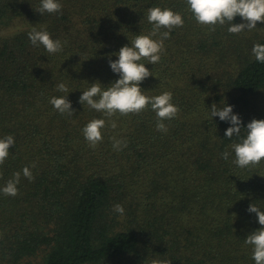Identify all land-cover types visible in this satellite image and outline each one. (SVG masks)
<instances>
[{
	"label": "trees",
	"instance_id": "trees-1",
	"mask_svg": "<svg viewBox=\"0 0 264 264\" xmlns=\"http://www.w3.org/2000/svg\"><path fill=\"white\" fill-rule=\"evenodd\" d=\"M40 3L0 0V138L15 140L0 165V189L36 165L33 181L21 174L17 196L0 192V264H255L245 238L261 226L247 209L264 210V161L233 164L231 145L246 130L226 138L231 125L209 109L232 106L242 128L264 119V63L251 52L264 44V23L240 34L228 23L209 31L186 0H60L61 13L42 16ZM150 7L181 13L184 25L164 41L159 63L141 61L153 77L140 87L147 96L171 91L180 113L165 121L167 133L156 130L150 106L117 113V127L109 123L92 149L82 129L103 117L79 97L93 82L119 79L109 57L151 31ZM33 27L67 41L63 51L32 46ZM61 82L71 91V117L49 103L65 95L56 90ZM112 137L127 147L114 150Z\"/></svg>",
	"mask_w": 264,
	"mask_h": 264
},
{
	"label": "clouds",
	"instance_id": "clouds-1",
	"mask_svg": "<svg viewBox=\"0 0 264 264\" xmlns=\"http://www.w3.org/2000/svg\"><path fill=\"white\" fill-rule=\"evenodd\" d=\"M189 11L200 25L208 26L209 31H215L217 25L223 26L228 23L227 31L231 34H240L244 31H251L256 28L257 22L264 23V0H186ZM63 5L60 0H41L37 9L41 16L45 13L55 14L62 12ZM241 17L245 23H233L235 17ZM147 21L152 25L148 34L136 35L131 46H122L116 55L118 58L113 61L109 57V67L113 73L119 74V79L107 87L102 86L99 81L93 82L86 90L82 91L79 97L81 105L87 104L90 109L101 113L103 118H94L82 129V134L88 146L95 149L102 141V130L109 125L112 129L117 127L114 116L117 113L121 116L129 114H140L151 108L156 114V130L167 133L168 125L165 121H171L178 117L179 106L175 105L171 91H164L156 96H147L140 84L152 76V71L145 67L142 60L147 64H157L165 51L164 41L170 38V32L174 28L183 27L184 19L182 14L174 12L170 8L150 7L147 9ZM30 43L34 47L43 46L47 53L57 54L63 51L67 41L53 39L46 28L36 29L33 27L28 33ZM252 55L255 60L264 63V44H255L252 47ZM88 60V59H87ZM56 90L65 93L62 96H53L49 103L61 115L73 116L74 109L67 99L69 88L63 82L56 85ZM210 110V116L219 117L221 121H227L231 126L225 130V137H240L241 130H246V136L240 138L239 142L231 145L235 154L232 163L239 168H248L259 165L264 161V119H252L246 127H241V119L233 114L232 106L224 105L217 107L214 103ZM113 149L121 151L127 147L126 139L111 138ZM14 137L8 135L0 138V165H3L9 156V149L14 145ZM230 153L224 151L222 159L227 161ZM35 163L25 166L21 172H15L12 179L0 189L5 196L15 197L19 194L18 185L21 174L29 181L34 180L32 168ZM2 175V174H0ZM113 211L124 214V207L121 204L113 205ZM248 212L255 213L258 224L261 226L245 238V244L252 248V259L255 264H264V210L255 204H250ZM151 264H172L170 260L154 259Z\"/></svg>",
	"mask_w": 264,
	"mask_h": 264
}]
</instances>
